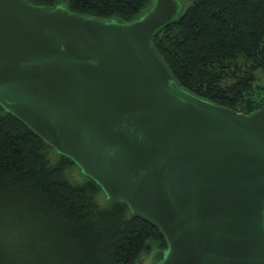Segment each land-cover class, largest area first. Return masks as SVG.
I'll use <instances>...</instances> for the list:
<instances>
[{
	"label": "water",
	"instance_id": "1",
	"mask_svg": "<svg viewBox=\"0 0 264 264\" xmlns=\"http://www.w3.org/2000/svg\"><path fill=\"white\" fill-rule=\"evenodd\" d=\"M182 9L121 21L0 0V105L161 230L156 264H264V107L179 84L153 35Z\"/></svg>",
	"mask_w": 264,
	"mask_h": 264
},
{
	"label": "trees",
	"instance_id": "2",
	"mask_svg": "<svg viewBox=\"0 0 264 264\" xmlns=\"http://www.w3.org/2000/svg\"><path fill=\"white\" fill-rule=\"evenodd\" d=\"M28 1L49 8L66 4L75 13L121 21L142 16L153 4ZM181 1L178 16L153 35L179 84L247 115L264 107V0ZM75 167L79 169L0 105V198L20 201L41 229L35 233L43 235L44 260L34 264H137L153 250L167 248L161 230L134 215L126 203L107 200L102 188L82 173L81 181L72 179L68 171ZM0 264L14 263L0 259Z\"/></svg>",
	"mask_w": 264,
	"mask_h": 264
},
{
	"label": "rangeland",
	"instance_id": "3",
	"mask_svg": "<svg viewBox=\"0 0 264 264\" xmlns=\"http://www.w3.org/2000/svg\"><path fill=\"white\" fill-rule=\"evenodd\" d=\"M263 82V79L260 80ZM72 179L82 180L83 175L78 168L68 171ZM104 196L100 200L105 203ZM34 217L23 208L20 201L0 198V259L14 264H34L44 260L42 233L37 229ZM57 245H55V248ZM59 247V251H60ZM64 255V251H60ZM161 251L154 250L146 259L145 264H156ZM48 258V257H47Z\"/></svg>",
	"mask_w": 264,
	"mask_h": 264
}]
</instances>
